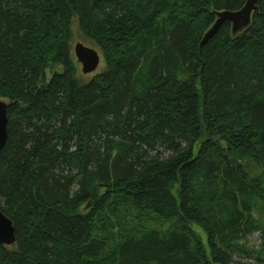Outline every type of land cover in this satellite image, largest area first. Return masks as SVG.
Listing matches in <instances>:
<instances>
[{"label": "trees", "instance_id": "obj_1", "mask_svg": "<svg viewBox=\"0 0 264 264\" xmlns=\"http://www.w3.org/2000/svg\"><path fill=\"white\" fill-rule=\"evenodd\" d=\"M246 1L0 0V264H243L254 233L264 249V0L201 44ZM74 20L105 65L88 83Z\"/></svg>", "mask_w": 264, "mask_h": 264}, {"label": "water", "instance_id": "obj_2", "mask_svg": "<svg viewBox=\"0 0 264 264\" xmlns=\"http://www.w3.org/2000/svg\"><path fill=\"white\" fill-rule=\"evenodd\" d=\"M258 0H247L242 9L236 12L224 11L217 13V19L208 32L204 35L202 45L211 39L220 26L228 22L231 24V30L233 33H237L242 29L249 26L251 17L254 12L257 11ZM75 56L77 61L82 66L83 74H91L95 72L100 63V57L95 50L84 47L81 44H77L75 49ZM7 104L4 101H0V151L3 148L7 137ZM16 243L15 230L12 222L0 212V245L12 246Z\"/></svg>", "mask_w": 264, "mask_h": 264}, {"label": "rangeland", "instance_id": "obj_3", "mask_svg": "<svg viewBox=\"0 0 264 264\" xmlns=\"http://www.w3.org/2000/svg\"><path fill=\"white\" fill-rule=\"evenodd\" d=\"M216 19H217V14H216ZM72 40L70 43V58L71 61L74 64V69H75V73H76V78H78L80 81H82L83 83H88L94 76L100 74L103 72L104 70V61H103V57L102 54L99 50L98 47H96V45L91 42L90 40L86 39L85 37H83V35L80 33V31L78 30L77 27V22L76 20L73 21L72 24ZM244 29L240 30L237 33H233V35H237L239 33H241ZM232 31V30H231ZM77 44H81L86 48L95 50L96 52H98L99 57H100V63L99 66L97 68V70L91 74H83L82 73V66L81 64L77 61V58L75 56V47ZM60 70V69H58ZM47 76H48V80L51 78V74L50 72H47ZM0 101H4L6 102V100L4 99H0ZM254 172L256 173V175L260 174V170H254ZM256 218L258 219V222L260 225L264 224V217L259 216L258 214H256ZM192 231L201 239L203 245L207 248V237L206 234L197 226L195 225H191L190 226ZM240 245L245 248L246 250H248L250 253L248 254H234V259L237 262H241L243 264H262L260 262L257 261V257L259 255H261L264 258V249L262 248V241L260 239V234L259 233H254L253 235L249 236L246 240L240 242ZM260 257V258H262Z\"/></svg>", "mask_w": 264, "mask_h": 264}]
</instances>
